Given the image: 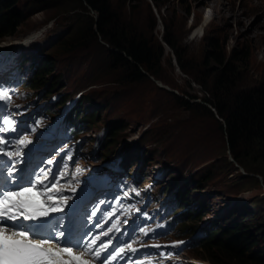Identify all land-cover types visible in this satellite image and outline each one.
Wrapping results in <instances>:
<instances>
[{"label":"rangeland","instance_id":"obj_1","mask_svg":"<svg viewBox=\"0 0 264 264\" xmlns=\"http://www.w3.org/2000/svg\"><path fill=\"white\" fill-rule=\"evenodd\" d=\"M104 1L124 32L133 30L156 35L159 39L162 35L167 36L174 50L162 41L163 61L157 73L139 81L124 78L127 68L122 69L121 65L110 61L111 52H117V49L99 34L96 40L85 45L64 48L63 39L84 20L82 16L76 19L78 11L97 18V12L82 0H39V3L15 0L12 9L24 7L28 12L25 11L22 22L11 33L0 38V44L11 42L21 48L23 42L22 48L29 44L25 48L29 53L40 46L41 56L37 62L42 58L54 60L50 63L51 71L44 76L48 85L51 84L50 87L43 85L45 90L67 95L82 91L79 106L89 113L94 112L90 120L92 127L102 133L107 129L102 146L110 156H116L121 145L132 153V146L137 144L141 153L146 154L143 163L146 172L150 168L157 171L159 167L155 164L158 166L160 161L169 165L179 163L177 166L184 167L179 180L188 175L193 177L180 205L183 213H188V218L197 226L208 227L210 232L218 230L215 237L225 233L229 228L227 224L245 219L241 230L258 233L252 251L264 252V172L257 171L260 168L255 162L248 163L250 170L234 159L227 147L226 135L219 126L218 119L221 118L209 102L214 97L209 90L213 87V70L218 65L212 49H217L224 60L230 58L234 67L229 82L220 87L218 93H225L227 98L230 89H254L264 84V0ZM199 7L201 10L197 13ZM28 37H32L29 42ZM235 49L240 53L233 54ZM20 52L16 60L29 55L26 51ZM177 55L185 71L176 62ZM28 62L34 63L31 58ZM25 91L35 94L38 90L26 88ZM176 96L188 100L194 107L187 110L183 103L180 102L182 106L178 103ZM157 99L161 104L149 108L150 101ZM92 135L87 136L86 142ZM110 148L111 152L108 151ZM133 163L128 166L130 172L142 168L137 161ZM123 165L127 167L126 163ZM177 166L175 171L180 169ZM229 167L237 169L228 173ZM206 173L211 174L209 179ZM172 175L170 173V179ZM147 178H151V174ZM151 180L158 198L164 200L171 195L172 187L166 178ZM197 184L199 186L195 187ZM191 195L200 196L188 202ZM152 198L157 206L158 200L154 195ZM176 199L177 193L171 198L172 208L177 204ZM199 205L204 209L195 211ZM243 208L244 212L239 216L238 211ZM216 220L217 223L202 224ZM181 235L185 236L187 232ZM199 258L203 261L201 264H212Z\"/></svg>","mask_w":264,"mask_h":264},{"label":"trees","instance_id":"obj_2","mask_svg":"<svg viewBox=\"0 0 264 264\" xmlns=\"http://www.w3.org/2000/svg\"><path fill=\"white\" fill-rule=\"evenodd\" d=\"M46 1L51 2L55 0H44V2ZM82 1L97 12V18H94L87 12L85 13V11H78L76 19L82 16L84 20L79 21L76 27L70 31L67 38L63 39L61 43L64 48L85 45L97 38L99 34L110 46L117 49V52H111L110 61L119 66L121 65L122 69L124 67L127 68V73L125 72L123 75L124 78L130 81H139L145 79L150 74L154 75L157 73L163 61L164 47L162 41L172 49L174 47L166 35H162L159 39L156 35L139 34L133 30L124 32L118 27L119 21H117V17L104 0ZM14 2L15 0H0V38L11 33L22 22L25 11L28 12V9L24 7L12 9L11 7H13ZM32 2L39 3V0H32ZM79 3L81 8L85 10L84 4L80 1ZM216 50L212 49V54L218 65L213 70V87L211 86L209 90L210 93L214 94V97L213 101H208L221 118L218 119L219 126L226 135V144L234 159L243 163L244 167H248L250 170L251 168H249L248 163L255 162L259 166L258 168H260L257 171L264 172V84L254 89H230L227 98L223 95L225 93H218V89L229 82L228 79L234 67L230 58L224 60L221 53ZM236 53L240 52L236 49L233 50V54ZM53 62L52 58H42L38 71L32 75L34 85H48L44 76L51 71L50 63ZM176 62L185 71V66L178 55ZM176 100L179 104L180 102L183 103L187 110L194 107L186 99L180 100V97L176 96ZM160 104L161 101L157 99L151 100L148 106L149 108L152 106L151 108L154 109ZM202 106L206 107L205 104H202ZM205 110L208 111L207 108ZM75 116L78 118L86 117L82 110H76ZM90 118H93V114L90 115ZM132 150L133 154L128 156L125 161H131L130 157H132V160H141L144 163L145 155L141 153V148L135 144L132 146ZM161 162L168 164L165 161ZM178 164L169 165V174H173L170 179L171 184L176 183L183 175L181 174L183 171L181 169H184V167L177 166ZM176 166L180 168L178 171H175ZM229 168L228 173L237 169V167ZM260 174L262 173L260 172ZM210 175L206 173L205 176L209 179ZM205 176L202 178L203 182L206 180ZM192 181L193 177L190 175L185 179L176 193L185 190L189 186L188 183ZM197 182L199 183L198 179ZM197 186L199 184L195 185V187ZM201 209L204 208L201 207ZM242 212H244V208L238 211V215L240 216ZM243 220L245 219L233 223L234 225H230L229 223V228L226 229L225 233H220V237H215L217 232L210 234L200 246L204 253L198 254L203 255L213 264H264V252L261 250L256 252L251 249L257 243L256 235L258 233L255 235L247 233L246 230H241L244 226ZM187 228L189 226L185 224L183 229Z\"/></svg>","mask_w":264,"mask_h":264},{"label":"snow or ice","instance_id":"obj_3","mask_svg":"<svg viewBox=\"0 0 264 264\" xmlns=\"http://www.w3.org/2000/svg\"><path fill=\"white\" fill-rule=\"evenodd\" d=\"M11 98L10 91L0 83V102L10 103ZM0 121V133L17 131L18 125L10 114L7 120L0 116ZM11 143V140L0 135V155L8 157L11 165L6 164L0 172V264H114L117 259L123 260L128 252L138 251L133 247L135 241L120 247L114 245L113 239L108 238L114 230L121 231L118 220L107 231L99 234L91 231L80 236L74 234L70 213L79 182L77 181L76 186L72 180L61 184L69 176L68 165L63 161L65 156L67 160L73 159L70 149H59L57 156L60 152L65 153L59 159L54 156L52 159L42 160L41 165L25 179L20 175L22 169L17 165L24 163L23 148L31 140L27 136L19 138L15 140V150L8 151L7 147ZM80 171L81 169H76V173ZM66 191L71 195H65ZM128 195L129 193H124V196ZM105 203L106 201H99L89 219L96 217L100 212V205ZM113 215L114 212H108L105 223ZM54 216L56 224L53 225L50 221ZM124 223L127 224L128 221L125 220ZM94 226L103 227L100 223ZM139 231L147 236L152 230L140 228ZM183 243L185 242L178 241L171 247H178Z\"/></svg>","mask_w":264,"mask_h":264},{"label":"bare ground","instance_id":"obj_4","mask_svg":"<svg viewBox=\"0 0 264 264\" xmlns=\"http://www.w3.org/2000/svg\"><path fill=\"white\" fill-rule=\"evenodd\" d=\"M209 1V0H208ZM208 1H206V2H208ZM212 2H213V0H211ZM205 2V1H204ZM196 10H198V12L196 11ZM195 11L197 12V13H199L200 12V10H201V7H199V8H197ZM32 39V37H28L27 38V41L29 42L30 40ZM13 42V41H12ZM20 43V42H19ZM22 45H23V42L21 43ZM20 44V45H21ZM7 46L8 47V49H15L16 47H18L19 45L18 44H12L11 42H9V43H7V44H0V47H2V46ZM22 45H21V48H16V49H18V52L19 51H21L20 52V54L21 53H23V52H25L26 51V53H29L28 52V50L27 49H25V48H27L28 46H29V44H25L23 47L24 48H22ZM37 48L35 49V50H32L31 51V53H29V55L31 56V57H33L34 59L36 58V60L39 58V56H40V53H41V48H39L40 46H36ZM33 52V53H32ZM123 147H124V145H121V147L119 148V150H120V152H122V150H123ZM132 157H130V160L132 161V159H131ZM126 163L128 162V161H125ZM138 163L141 165V166H143V162L141 161V160H138ZM155 167H159L158 169H157V171H159L160 173H161V171H163V173H161L160 174V179H165L166 178V180H167V183H169L170 185H171V187L172 188H170V190H171V194H175L176 192H177V190L179 189V187L183 184V182L185 181V179H187L188 177H189V175L188 176H184L185 178H183V179H181V180H178L176 183H180L179 185L178 184H171L170 183V174H169V172H170V168H169V164H167V163H162L161 161L158 163V166L155 164ZM163 169V170H162ZM165 171H167V172H165ZM151 174V177H154V172H153V168H150V170L147 172V177L149 176ZM182 177V176H181ZM180 179V178H179ZM200 195H191V198L188 200V202L190 201V200H195L197 197H199ZM168 200H170V199H168ZM198 206V205H197ZM198 210H201V208H200V205H199V207H198ZM218 221L216 220V221H213V222H208V221H203V225L205 226V225H208V224H211V223H217Z\"/></svg>","mask_w":264,"mask_h":264},{"label":"clouds","instance_id":"obj_5","mask_svg":"<svg viewBox=\"0 0 264 264\" xmlns=\"http://www.w3.org/2000/svg\"><path fill=\"white\" fill-rule=\"evenodd\" d=\"M206 15H208V14L206 13ZM228 225H229V224H227V226H228ZM217 231H218V230H214V231H212V233H213V232H217ZM212 233H211V234H212ZM202 258H205V257L202 256ZM205 259H206V258H205ZM211 263H212V262H211ZM212 264H213V263H212Z\"/></svg>","mask_w":264,"mask_h":264}]
</instances>
